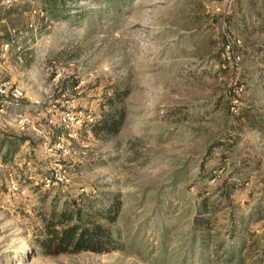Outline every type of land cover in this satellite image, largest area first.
<instances>
[{
    "label": "rangeland",
    "instance_id": "374dc122",
    "mask_svg": "<svg viewBox=\"0 0 264 264\" xmlns=\"http://www.w3.org/2000/svg\"><path fill=\"white\" fill-rule=\"evenodd\" d=\"M262 1L123 0L115 18L105 12L85 25L53 17L44 0H0V81L24 89L28 119L19 129L13 109L0 125L26 140L13 158L0 157V264L264 259V133L242 116L264 114ZM99 3L69 2L66 11L93 18ZM229 44L240 60L228 64ZM118 93L124 126L96 135L102 103ZM59 137L67 153L50 150ZM56 163L67 180L46 187L40 178ZM225 181L238 184L230 199ZM205 196L217 208L209 228L196 223ZM66 201L84 215L118 203L115 222L101 218L117 249L43 254L39 215Z\"/></svg>",
    "mask_w": 264,
    "mask_h": 264
},
{
    "label": "trees",
    "instance_id": "16d2710c",
    "mask_svg": "<svg viewBox=\"0 0 264 264\" xmlns=\"http://www.w3.org/2000/svg\"><path fill=\"white\" fill-rule=\"evenodd\" d=\"M79 0H44V8L53 17L63 18L69 22L72 19L81 20V24L92 25L94 18L102 16L105 13L111 18H115L116 14H120L123 0H98L100 3L96 8L97 14L91 18L84 9L77 13H67L69 2L77 4ZM111 3V4H109ZM84 7V6H83ZM257 22L260 28L264 30V0L262 1L261 11L257 13ZM118 93L116 97L110 98L108 104L102 103L101 113L93 123L92 131L97 135L104 133L105 135H114L119 132L126 121V107ZM237 109V107H235ZM238 110V109H237ZM242 116L246 119L247 126H250L264 133V114L259 111H244ZM26 143L25 138L20 136H10L0 133V156L4 161L14 157V153L19 151V147ZM12 171V170H11ZM13 172V171H12ZM20 181V180H19ZM18 182V181H17ZM18 184H20L18 182ZM221 187V195L226 199H230L233 192L237 190L238 184L225 181ZM202 209L200 216L197 218V227L209 228V216L217 212V208L209 201L208 197L202 198ZM49 210L40 213L42 229L39 234H36L35 241L39 250L45 255H60V254H77L84 251H90L96 254L108 253L117 249L119 246V237L116 235L113 228L106 222L101 221V218L107 222H115L120 212V205L114 203L108 209L102 210L99 214L84 215L77 205L64 202L63 207L59 208L56 203L52 204ZM234 219L233 227L236 226ZM246 228V227H243ZM238 264H243L245 259H241V254H238ZM263 258L254 264H262Z\"/></svg>",
    "mask_w": 264,
    "mask_h": 264
},
{
    "label": "built area",
    "instance_id": "2783aa9c",
    "mask_svg": "<svg viewBox=\"0 0 264 264\" xmlns=\"http://www.w3.org/2000/svg\"><path fill=\"white\" fill-rule=\"evenodd\" d=\"M13 0H5L7 5H10ZM9 43L5 44L8 46ZM225 53L224 59L229 64L232 62H237L240 60L239 56H236L233 53L230 44L225 46ZM3 63L0 62V72L3 70ZM25 98V91L24 89L15 83H11L10 81H0V125H5L8 123L7 118L10 116L14 109V119L17 122L19 129L26 130L28 128L27 117L25 113H23V106L20 104L21 100ZM63 120H66V116L63 117ZM49 123H54L53 119L48 120ZM65 137H59V139L52 145L53 148L62 151L63 154L67 153V147L65 145ZM46 147L49 145V141L45 143ZM1 157V156H0ZM27 164L29 165V169H31L32 161H28ZM58 163L54 169L49 168L48 172L42 177L41 182L44 186L48 187L49 185L58 184V183H65L67 180V175L65 174L66 171H60V168H57ZM17 182L15 181V186ZM16 188V187H14Z\"/></svg>",
    "mask_w": 264,
    "mask_h": 264
}]
</instances>
